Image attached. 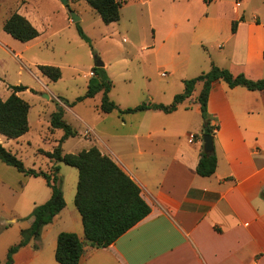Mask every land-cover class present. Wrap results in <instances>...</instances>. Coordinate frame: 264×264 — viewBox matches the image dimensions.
Wrapping results in <instances>:
<instances>
[{"label":"crops","instance_id":"crops-1","mask_svg":"<svg viewBox=\"0 0 264 264\" xmlns=\"http://www.w3.org/2000/svg\"><path fill=\"white\" fill-rule=\"evenodd\" d=\"M139 1L150 13L156 2L169 6V11H163L169 38L191 34V40L178 47L181 66L167 64L163 97L153 103L170 104L184 91V80L208 71L212 64L250 79L264 78V20L260 12L246 17L250 0H237L232 8L227 0L203 1L209 11L205 13L202 6L201 16L190 12L191 0ZM17 12L38 28L27 7ZM67 21L72 22L69 17ZM213 38L218 44L205 45ZM103 67L107 69V63ZM200 85L202 89L199 82L177 110L166 113L171 122L161 116L163 111L153 108L133 113L115 110L122 116L112 129L82 118L88 132L95 134L84 149L98 146L139 185L151 207L146 217L111 245L98 248L85 240L76 204L66 202L40 237L14 254L13 264H60L55 252L62 231L76 232L84 241L79 264H264V92L231 87L224 80L212 85L208 112L218 126L214 136L218 165L214 174L202 176L197 172L204 149V119L197 100ZM98 95L102 98V92ZM100 103L95 108L102 112ZM113 112H102L107 115L103 120ZM78 131L77 136L82 134ZM28 132L18 138L0 134L5 137L0 141L8 148L5 144L20 141ZM48 188L44 196L51 197L52 188ZM38 204L28 205L12 218L0 217V264L7 263L10 244L15 238L21 240L22 229L31 227L34 217L30 214ZM19 217L25 224H19Z\"/></svg>","mask_w":264,"mask_h":264},{"label":"rangeland","instance_id":"rangeland-1","mask_svg":"<svg viewBox=\"0 0 264 264\" xmlns=\"http://www.w3.org/2000/svg\"><path fill=\"white\" fill-rule=\"evenodd\" d=\"M191 1L193 16H201L203 7L205 13L209 11L203 0ZM235 1L227 0V7L232 8ZM121 2L120 20L106 24L86 0H67V3L63 0H0V95L6 99L13 86L25 85L28 88L18 94L31 105L30 131L20 141L13 140L5 145L27 168L50 172L55 164L39 149L54 150L64 135L63 129L51 127V116L59 105L65 109L67 121L82 131L81 135L63 142L66 152L75 153L93 143L95 134L88 132L82 118L102 129L118 125V116L122 115L117 111L103 120L107 115L96 110L100 95L78 99L87 93L97 61L107 63L106 71L113 81L109 95L122 108L161 99V87L167 80L162 73H169L167 64L173 62L181 66L178 47L189 42L191 34L178 33L169 38L163 14L169 11V6L156 2L150 13L139 0ZM22 7L28 8L41 31V35L30 42L15 39L4 30L5 20ZM245 11L246 17L260 12L264 20V0H250ZM72 12L82 19L75 21ZM78 26L90 41L80 35ZM216 39H207L205 45L218 44ZM40 64L59 66L62 77L57 81L49 79L39 70ZM200 90L201 85L197 93ZM161 116L172 121L166 113L162 112ZM0 137L5 140L4 136ZM57 164L66 202L75 206L78 170L62 162ZM48 189L43 176L29 175L0 160L1 218H12L34 202H46L50 197L44 196L43 191ZM22 219L19 217V224H25ZM17 240L15 238L10 245L18 243Z\"/></svg>","mask_w":264,"mask_h":264},{"label":"trees","instance_id":"trees-1","mask_svg":"<svg viewBox=\"0 0 264 264\" xmlns=\"http://www.w3.org/2000/svg\"><path fill=\"white\" fill-rule=\"evenodd\" d=\"M95 9L103 22L110 24L117 22L121 17V0H86ZM211 3L214 0H203ZM237 22H234L233 31ZM4 30L15 39L28 42L40 35L38 28L23 14L12 13L4 22ZM80 35L90 41L81 26H78ZM39 70L53 81L62 77L59 66L50 64L38 65ZM94 76L88 86L87 93L79 97L82 100L87 97H95L102 92L100 110L110 113L118 110L120 113H133L147 109H157L165 113L177 110L180 103L191 97L199 82L203 83L198 102L200 103L202 117L204 119L202 134L215 136L218 126L212 124L208 112V97L212 85L219 80L226 81L231 87L242 85L250 90L264 92V78L250 79L245 74H234L228 68H222L212 64L208 71L198 76L184 80V91L175 95L170 104L165 103H141L134 107L121 108L110 98L113 81L104 67H95ZM28 88L25 85L13 86V91L8 98L0 95V134L8 138H18L30 129L29 111L31 105L22 98L18 92ZM52 129H63L64 135L59 139V144L52 151L41 150L46 156L55 161L50 172L27 168L21 158L6 148L0 141V159L16 167L18 170L33 176H43L52 188V195L46 202L37 205L31 215L34 217L31 227L22 229L21 240L12 245L8 251L6 264H13L14 254L32 239L40 237L43 227L52 222L54 217L66 206L64 191L61 186V177L58 175L60 166L57 163H65L76 167L79 172L75 204L82 215L85 240L93 247H107L114 243L121 235L146 217L151 207L141 195L139 185L113 160L109 155L102 153L98 146L93 145L89 149H83L78 153L65 152L63 142L77 136L79 131L65 117V109L59 105L58 110L51 116ZM218 165V157L215 148L213 152H201L197 166L198 174L211 176ZM85 252V243L76 232L62 231L58 235L55 252L56 261L60 264H79Z\"/></svg>","mask_w":264,"mask_h":264},{"label":"water","instance_id":"water-1","mask_svg":"<svg viewBox=\"0 0 264 264\" xmlns=\"http://www.w3.org/2000/svg\"><path fill=\"white\" fill-rule=\"evenodd\" d=\"M65 3H67V0H63ZM72 16L74 17L75 21L80 20V17L77 16L74 12H72ZM97 67H103L104 63L102 61H97L96 63ZM47 97H49L48 94H46ZM203 142H204V151L206 153H211L213 152L215 148V142H214V136L211 134H203L202 135Z\"/></svg>","mask_w":264,"mask_h":264},{"label":"built area","instance_id":"built-area-1","mask_svg":"<svg viewBox=\"0 0 264 264\" xmlns=\"http://www.w3.org/2000/svg\"><path fill=\"white\" fill-rule=\"evenodd\" d=\"M92 73H94V71H93ZM163 75H166V72H164ZM93 76H94V75H93Z\"/></svg>","mask_w":264,"mask_h":264}]
</instances>
